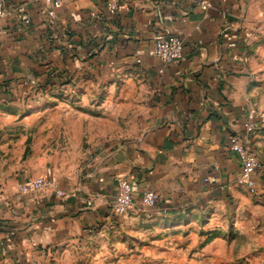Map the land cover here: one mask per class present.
<instances>
[{"label": "crops", "instance_id": "1", "mask_svg": "<svg viewBox=\"0 0 264 264\" xmlns=\"http://www.w3.org/2000/svg\"><path fill=\"white\" fill-rule=\"evenodd\" d=\"M54 1L5 0L0 74L16 93L44 79L82 93L79 104L94 112L64 114L80 121L64 135L77 147L87 139L94 155L83 175L50 176L45 162L31 169L54 181L62 200L50 190L19 196L28 177L0 193V264H51L55 250L115 215L120 178L131 184L134 208L149 190L166 212L243 195L231 136L261 160L251 178L264 199L253 64L264 0H118L114 10L109 0H61L50 16ZM171 35L183 57L163 64L153 47ZM247 121L259 126L247 132Z\"/></svg>", "mask_w": 264, "mask_h": 264}, {"label": "rangeland", "instance_id": "2", "mask_svg": "<svg viewBox=\"0 0 264 264\" xmlns=\"http://www.w3.org/2000/svg\"><path fill=\"white\" fill-rule=\"evenodd\" d=\"M255 50L254 109L264 114V40ZM2 76L0 193L20 179L34 177L31 169L41 162L48 165L50 176L53 172L64 176L67 171L85 174L94 155L88 152L87 139L77 147L76 138L64 135L67 125L80 123L64 114L94 112L92 106L79 104L82 93L70 91L61 82H50L52 79L28 84L16 93L10 80ZM244 189L243 195L232 196L225 203L170 212L141 203L124 214L112 215L77 243L55 250L50 263L264 264V199L250 188Z\"/></svg>", "mask_w": 264, "mask_h": 264}, {"label": "built area", "instance_id": "3", "mask_svg": "<svg viewBox=\"0 0 264 264\" xmlns=\"http://www.w3.org/2000/svg\"><path fill=\"white\" fill-rule=\"evenodd\" d=\"M205 5V2H201ZM118 0H109V7L111 10L118 8ZM61 6V0H55L53 10L49 11L50 16H54V11ZM7 15L5 0H0V20ZM184 46L182 40L176 36H166L156 40L153 47V54L163 64H171L182 59ZM264 123V120L261 119ZM259 126L257 121H247L244 128L247 132L255 130ZM231 149L238 155L240 161V178L239 181L254 191V181L252 174L259 170L262 166L261 160L250 150L244 147L238 136L230 137ZM47 190L52 191L59 199H64L65 194L58 189L57 184L44 177L28 178L19 186V192L27 193H43ZM159 202V198L154 191H146L143 194L142 204L148 208H154ZM91 205L90 203H88ZM134 208L132 197L131 184L123 178L117 180V193L114 203V214L121 215Z\"/></svg>", "mask_w": 264, "mask_h": 264}]
</instances>
